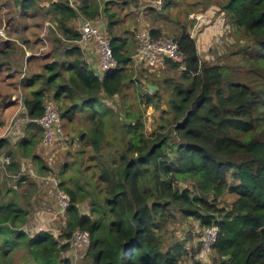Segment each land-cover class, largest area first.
<instances>
[{
  "label": "trees",
  "instance_id": "obj_1",
  "mask_svg": "<svg viewBox=\"0 0 264 264\" xmlns=\"http://www.w3.org/2000/svg\"><path fill=\"white\" fill-rule=\"evenodd\" d=\"M114 1L76 0L72 6L69 0H13L17 19H24L29 11L37 18L32 6L38 5L44 9V22L36 50H28L30 57L18 40L14 44L0 38V134L18 111L20 98L30 120L41 118L45 104L52 100L60 105L64 124L76 111L88 113L91 129L78 132V139L93 149V161L77 169L86 188L75 183L65 188L74 180L62 172L57 178L59 189L70 199L63 234L54 231L55 236L44 228L31 236L26 232L29 212L18 207L16 192L7 203L0 189L4 245L15 246L13 252L24 247L29 264H72L62 256L68 244L62 245L60 239L69 242L81 230L91 239L85 251L90 264H182L187 254L184 243L166 242L169 225L180 216L200 222L196 235L202 249L205 230L219 229L215 244L206 250L207 255L214 253L218 264H264V0H219L222 4L218 2L217 9L211 2L204 5L219 19L225 16V31L237 41L238 51L231 55L237 60L231 64L202 61L197 39L186 29L174 38L182 60L165 57L160 77L145 76L146 88L148 84L158 87L142 96L147 103L158 109L162 91L170 92L168 111L163 112L169 117L150 135L145 131L143 111L121 108L119 114L108 107V100L116 97L128 107L123 91L135 55L127 38L115 31ZM164 1L166 6L172 4ZM10 2L6 0L0 7L6 4L10 8ZM198 6H202L200 1ZM9 13L0 9V27L14 17L7 16ZM102 15L108 22L117 67L100 77L75 44L81 38L75 21L83 17L98 22ZM47 22L53 27H48L43 39ZM156 29L150 30V36L160 40ZM46 50L58 55L47 59ZM28 126L27 136L18 146L1 141L0 154L3 148L12 159L10 155L24 150L37 165L41 158L35 148L42 143L44 130L35 123ZM63 128L65 133V125ZM12 169L18 173L11 174ZM24 170L12 159L6 172H0L6 177L8 193L17 191L22 181H34L30 176L21 180ZM38 171L39 176H50L46 161ZM47 185L55 200L53 184ZM225 195L234 196V201L227 209L218 208L217 201ZM86 200H91L89 214L80 208ZM10 251L3 250V260L10 257Z\"/></svg>",
  "mask_w": 264,
  "mask_h": 264
},
{
  "label": "rangeland",
  "instance_id": "obj_2",
  "mask_svg": "<svg viewBox=\"0 0 264 264\" xmlns=\"http://www.w3.org/2000/svg\"><path fill=\"white\" fill-rule=\"evenodd\" d=\"M5 1L6 0H0V4H3L2 2ZM199 1L202 5L200 7H198ZM11 2L13 3V0H11ZM171 2L172 4L164 6L163 10L161 12H158L156 9L154 10L153 8L149 7V3L147 0H143L141 1V3H138V0H115L111 3V11L116 12L117 25L114 26L116 33H118V35L125 36L126 32H128L125 31V29L129 30V32L127 33L128 35H126L127 41H129L132 48H135V35L138 29L141 27L140 20L137 21V17H133V22L131 21L132 25H129V20L131 19V17H124V13H131V9L133 7V13L135 16L140 15L142 11V13H144V16L149 17L151 19V22L157 24L158 28L156 30L158 31V35L161 38L174 39L183 31V29H186L188 33H190V35L194 36L197 39L200 47V57L202 61L211 64L222 65L231 64L233 61L237 60V56L233 58L234 60L231 57L233 53L238 51L236 47L237 41L235 40V37L231 32L227 34V30L225 31L226 26L224 25V15H221V18L219 19L218 14L214 13L213 11L209 14L210 16L207 15L206 17L209 23L207 24V22L202 21L204 24L202 25V23L200 22V25L198 26L199 31L198 29H196L197 21L199 19H203L202 13H205L206 10L204 5H207L211 2L214 4L213 9H217L219 0H171ZM12 3L10 8L6 4L0 7V9L3 11L11 12L7 16H14L11 20L3 21L0 27V32L2 33V35L0 34V38H6L8 41H14L12 42L14 44H16V41L18 40L19 45L23 46V50L25 49L27 50V52H32L33 50H36L35 42L38 37L40 27L44 22L42 19L44 9L39 8L38 5H33L32 12L38 14L37 18H32V13L31 11H29V13L26 14L27 16H24V19H17L18 17H15L14 14L18 13V11H16L14 3ZM219 4H222V2H219ZM125 6H129L126 11ZM194 8H196L197 14H195L196 12ZM199 8L201 9L200 11L198 10ZM160 13H162L163 15H161ZM101 17H103L105 21L107 20L105 16L102 15ZM20 22H22L23 25H21ZM131 26L132 28L137 29L131 31ZM208 30L210 32L206 34V39L209 40V42L208 44H206V42H203L205 46L204 48L201 45L202 42L199 40V37L202 33H205ZM10 31L12 32V35L8 36V32ZM217 31L220 32V34L217 33ZM21 40L24 41L21 42ZM49 49V51H51V48ZM47 50L43 52V54L48 53L49 51L47 52ZM57 55L58 52L52 51L50 54L48 53L46 58H54ZM163 70H158V72L150 74L147 69H145L143 66H138L133 60V63H131L128 70V78L123 91V102H126L128 107L126 108L123 105L124 103L121 102V98L116 97L113 100H108V107L112 108L115 111L117 110V113L121 112V108L122 110L129 109L132 112L143 111V120L146 126L145 131L148 135L157 130L158 126L165 123V121L169 117L168 115H164L163 113L168 111L169 108L167 105L170 98L169 90L165 89L162 91L163 98H161V100L158 102V109L154 104H149L147 103L145 98H142V96H144L146 93H154L150 92V90H147V88L145 87V84L147 83L145 76L153 75L160 77ZM164 75L165 74H163L162 77H164ZM149 77L153 79L152 76ZM24 96L26 97L25 93ZM49 102L54 104L58 110L60 109V105L58 103L52 100H49ZM58 112L60 113V111ZM90 120L91 119L89 118L88 113L81 114L78 111L74 112L71 118L69 117L64 119L65 124L62 121V125H65V133L63 135L64 137L57 138V140L55 141V148L53 149L54 151L47 153L44 152L46 158H52V161L49 163V166L51 165L49 169L51 170L48 171V175L57 179L59 178L60 172H62L66 175V177L74 180V182L72 183H70L69 180L70 184L68 183L65 188H69V186L73 185L74 183L75 185L80 184L82 188L87 187V185L80 178L77 169L88 162V160H92L90 156L93 154V149H90V147H88V145L84 141H79L78 136H80L81 133L88 132V130L91 129L92 123ZM29 124L30 123L25 122L23 124H18L14 128V131L16 133L10 135L14 138V141L11 143V145L18 146L20 144L22 140L19 139L21 133H24ZM78 132L81 133L78 134ZM85 146L87 151L82 155L81 152L85 148ZM1 151L2 153L7 154V151L3 150V148L1 149ZM10 156L12 157L13 161H19V163L26 160V171H28V169L32 167L36 169L37 172H39L38 167L40 168V166H42L45 162V160L40 157L41 161L36 165L32 160V156H29L24 150L19 151L17 154L13 153V155ZM83 170L85 171V169ZM83 170H81V172H83ZM13 171H15V169H12L11 174L18 173H13ZM2 174L0 173V189L2 190V193H4V198H2V200L8 203L11 202L15 197L17 199L16 203L18 207L29 212L30 219L27 225H29L28 227L30 228V230L26 229L27 233H29L31 236L38 234L35 231L37 230L38 226L37 221L43 225V229H49L55 236L56 232L54 231H62V234L63 231H66L65 221L67 219L63 214L57 215V210L55 208V205L53 204L54 199L51 197L52 194L50 193L49 186H47L43 182H32L25 180L26 183H23L24 181L19 183L17 191H11L10 193H8L7 191L9 187L7 185V181L3 180L6 178L3 177ZM26 176L28 175L22 176L21 180L26 178ZM13 192H16L15 196ZM233 198L234 196L232 195H225L217 201L216 206L218 208L227 209L234 201ZM90 201L91 200H86L80 206L81 212L83 214L90 213ZM0 202L2 201L0 200ZM199 228H201L199 221H195L194 219L182 220L180 216H176V220L169 225V230L167 229L169 232L166 236V242L168 245H171L175 242L184 243V247L187 249V254L184 255L182 264H218V259L214 255V253H212L211 255H207L206 248H200L198 236L196 235V232ZM59 237L60 235H57V238ZM65 240L66 239H60L62 245L68 244L67 250L62 253L63 257L67 256L72 264H90L85 251L89 248L91 239L89 241V245L84 249H81V251L75 249L72 246V240L69 242ZM14 248L15 246L11 247L10 244L4 245V240L2 237H0V264H29V260H25V254L28 253L27 250H25L24 247H21L15 249V251L13 252ZM2 249L12 250L10 252L13 253L8 259L3 260L1 257V255H3Z\"/></svg>",
  "mask_w": 264,
  "mask_h": 264
},
{
  "label": "built area",
  "instance_id": "obj_3",
  "mask_svg": "<svg viewBox=\"0 0 264 264\" xmlns=\"http://www.w3.org/2000/svg\"><path fill=\"white\" fill-rule=\"evenodd\" d=\"M73 6V0H69ZM152 5H155L159 10L163 8L165 3L164 0H152ZM100 22H94L80 17L75 21V24L78 27L80 32V40L76 41L75 44L81 48L87 60L90 68L95 71V73L100 74L102 77L105 73L115 70L117 67V62L113 56L111 41L105 36ZM53 25L49 22L45 23V28L42 34L44 39L45 34L47 33L48 27ZM2 35V33L0 32ZM139 42V51L138 57L144 63L146 68L149 71H156L163 65V60L165 57L173 60H182L183 54L180 52L178 44L172 38H165L160 40H154L151 36L144 32L140 31L136 36ZM94 47L96 55L98 57V64L92 63V60L88 58V53ZM32 54L27 52V57H30ZM98 74V75H99ZM23 114V115H22ZM25 115V117H24ZM35 123L44 130V136L42 140L43 148H50L55 144L57 138H62L64 135V128L62 125V120L60 118L58 109L52 103H47L44 106V114L41 118L36 120H30L26 117V111L23 104V99H19V109L16 114L11 119V122L6 129L3 137L8 138L11 134L16 133L14 128L18 124L23 123ZM1 139V138H0ZM0 165L3 170L6 171L7 167L11 165V158L5 155L0 154ZM33 175V174H32ZM40 182L53 184V188L56 190L55 200L58 206V214H64V211L70 205L69 196L59 189V181L55 178H43ZM37 230L43 231V225L37 221ZM27 230H30L29 227H26ZM219 234V229L217 227H212L206 229L203 234L202 245L208 250L215 244ZM71 241V240H70ZM90 237L87 232L78 230L74 233L72 238V246L80 250L84 249L89 245Z\"/></svg>",
  "mask_w": 264,
  "mask_h": 264
},
{
  "label": "crops",
  "instance_id": "obj_4",
  "mask_svg": "<svg viewBox=\"0 0 264 264\" xmlns=\"http://www.w3.org/2000/svg\"><path fill=\"white\" fill-rule=\"evenodd\" d=\"M73 1H76V0H73ZM141 1H143V0H138V3H141ZM148 1V3H149V7L150 8H153V9H156L158 12H160L163 8H164V6H166V2L164 3V5H163V8L162 9H158L155 5H152V3H151V1L152 0H147ZM129 6H125V11H126V9L128 8ZM198 7H200V6H198ZM212 9V8H211ZM211 9H209V10H205V13H202V20L201 19H199L198 21H197V24H196V29H198V26L200 25V22L202 23V25L204 24L203 22H207V24L209 23V21H207V19H206V17H207V15L208 16H210L209 14L211 13V12H213V11H211ZM133 7H132V12L131 13H128V16L127 17H131V19L129 20V25H132V23H131V21L133 20L132 18L133 17H137V21H139L140 20V24H141V27L138 29V31H137V33H136V35H135V48H132V46L130 45V43H129V41H127L128 42V45H129V49H135V55L133 56V60H134V62L138 65V66H143L144 68H146V66L144 65V63L141 61V59L137 56L138 55V51H139V42H138V40H137V38H136V36H137V34L140 32V31H144V32H146V33H148L149 35H150V30H152V29H154V28H158L157 27V24H155V23H153V22H151V19L149 18V17H147V16H144V13H142V11H141V13H140V15H138V16H135L134 15V13H133ZM141 10V9H140ZM199 11L201 10L200 8L198 9ZM195 14H197V12L195 13ZM212 16H213V14H212ZM211 16V17H212ZM192 18V17H191ZM128 19V18H127ZM206 19V20H205ZM203 21V22H202ZM99 22V21H98ZM133 22V21H132ZM100 25H101V27H102V30H103V33L105 34V36L110 40V37H109V35H108V30H109V27L107 28V22L105 21V19H103V20H101V22H100ZM132 30L131 31H134L135 29H137V28H132V26L130 27ZM150 28V29H149ZM147 29H149V30H147ZM4 30V29H3ZM125 31H128L129 32V30H127V29H125ZM198 31H199V29H198ZM128 32H126V34H125V36H122V35H120L122 38H127L126 37V35H128L127 33ZM210 31L208 30V31H206L205 33H202L201 35H200V37H199V40L202 42V47H204L205 48V46H204V43L203 42H206V44H208V42H209V40H207L206 39V34L207 33H209ZM217 33H218V31H217ZM12 35V34H11ZM9 36V35H8ZM193 38H195L194 36H193ZM6 39V38H5ZM162 39H165V38H162ZM208 46V45H207ZM21 47H23V46H21ZM198 49L200 50V47H199V44H198ZM27 51V50H26ZM88 58H90V60H92V63H95L96 65L98 64V57H97V55H96V51H95V49H94V47H92V49H91V51L88 53ZM161 68V67H160ZM160 68H158V70H160ZM157 70V71H158ZM4 131H6V130H4ZM4 131L0 134V137L4 134ZM27 136V134L24 132H22L21 133V136H20V138L19 139H25V137ZM11 137V136H10ZM8 137V138H5V139H2V140H0V142L2 141H5V143H7V142H10V143H12L13 141H14V138L13 137ZM2 145H4V144H1V146ZM55 148V147H54ZM54 148H52L51 150H48V149H43L42 148V145H41V143L39 144V145H37V147L35 148V154L36 155H38V156H40V157H42L47 163H49L51 160H50V158L48 157V158H46L45 157V155H44V152H51V151H54L53 149ZM5 154V153H4ZM23 160V159H22ZM26 161V160H25ZM25 161H22V162H20L21 163V166H22V168L23 169H27L26 168V166H25ZM49 167H51V165L49 166ZM49 170H51V169H49ZM25 172H27V173H29V174H33V175H36V172H35V169L34 168H29L28 169V171H26V170H24ZM0 172L1 173H3L4 174V172H3V169H2V167H1V165H0ZM8 175V174H7ZM9 177H11L12 176V178L14 177V175H8ZM6 178V177H5ZM43 178L44 177H38V181L40 182L41 180H43ZM46 184V183H45ZM47 185V184H46ZM48 186V185H47ZM53 204L55 205L56 204V201L54 200L53 201Z\"/></svg>",
  "mask_w": 264,
  "mask_h": 264
},
{
  "label": "clouds",
  "instance_id": "obj_5",
  "mask_svg": "<svg viewBox=\"0 0 264 264\" xmlns=\"http://www.w3.org/2000/svg\"><path fill=\"white\" fill-rule=\"evenodd\" d=\"M145 69H147V68H145ZM5 133V132H4ZM4 135V134H3ZM3 135L0 137L1 139L0 140H2V139H5L4 137H3ZM63 138V137H62ZM41 145H42V143H41ZM55 147V144L52 146V147H50V148H43V149H48V150H51L52 148H54ZM1 155H5L4 153L3 154H1ZM6 156V155H5ZM9 157V156H8ZM50 160L52 161V158H50ZM50 161V162H51ZM49 162V163H50ZM11 163H12V159H11ZM49 163H48V166H49ZM7 170V169H6ZM3 171H5V170H3ZM6 172V171H5ZM35 172H36V175H32V174H29V173H27V172H22L21 173V177L22 176H24V175H28V176H30L34 181H38V177H44V178H47V177H45V176H39V175H37V171L35 170ZM49 178H54V177H52V176H48ZM58 180V179H57ZM59 181V180H58ZM62 190V189H61ZM56 201V200H55ZM56 210H57V215H60V214H58V206H57V203H56ZM64 215V214H63Z\"/></svg>",
  "mask_w": 264,
  "mask_h": 264
},
{
  "label": "water",
  "instance_id": "obj_6",
  "mask_svg": "<svg viewBox=\"0 0 264 264\" xmlns=\"http://www.w3.org/2000/svg\"><path fill=\"white\" fill-rule=\"evenodd\" d=\"M148 90H150V92H154L158 90L157 86H153L152 84H148L147 85Z\"/></svg>",
  "mask_w": 264,
  "mask_h": 264
}]
</instances>
